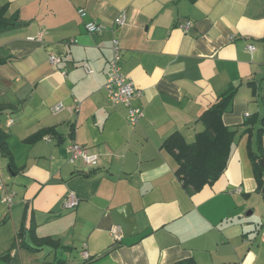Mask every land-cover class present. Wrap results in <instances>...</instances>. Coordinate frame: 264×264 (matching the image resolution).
I'll use <instances>...</instances> for the list:
<instances>
[{"label": "crops", "instance_id": "crops-1", "mask_svg": "<svg viewBox=\"0 0 264 264\" xmlns=\"http://www.w3.org/2000/svg\"><path fill=\"white\" fill-rule=\"evenodd\" d=\"M0 8L21 23L0 30V127L12 156L0 154V174L15 193L7 204L0 189V264H264V191L251 160V151L264 154V0H0ZM86 20L105 29L89 33ZM113 38L141 92L135 125L103 87ZM229 86L236 92L221 120L236 132L226 167L188 191L162 143L173 132L194 141L199 116ZM72 142L98 153L97 164L70 162ZM70 193L72 209L62 205ZM32 234L60 246L29 249Z\"/></svg>", "mask_w": 264, "mask_h": 264}, {"label": "trees", "instance_id": "trees-1", "mask_svg": "<svg viewBox=\"0 0 264 264\" xmlns=\"http://www.w3.org/2000/svg\"><path fill=\"white\" fill-rule=\"evenodd\" d=\"M21 25L15 15L7 17L5 8H0V30H6ZM2 59L0 58V62ZM236 87L229 86L219 95L217 100L206 108L199 116L203 124L202 131L198 132L194 141L187 143L179 132L171 133L162 143L175 159V173L182 181L183 187L188 191H197L206 183L215 181L224 171L230 151V145L236 130L225 126L221 116L234 97ZM6 106L0 105V113ZM41 133L36 135L40 137ZM8 135L0 127V154L8 158L12 156L7 145ZM33 138V137H32ZM260 149V148H259ZM251 160L255 172L258 189L264 184V169L261 160L264 161L263 152L251 151ZM34 246L29 249L36 250L43 246L57 248L59 242L51 237H38L32 234ZM65 260L57 257L53 264H64ZM188 261H180L175 264H187Z\"/></svg>", "mask_w": 264, "mask_h": 264}, {"label": "built area", "instance_id": "built-area-1", "mask_svg": "<svg viewBox=\"0 0 264 264\" xmlns=\"http://www.w3.org/2000/svg\"><path fill=\"white\" fill-rule=\"evenodd\" d=\"M78 14L80 17L86 16V11L83 8L78 9ZM114 25L121 26L125 23V15L124 13H120L114 19ZM189 22L183 25V29L187 30L189 28ZM84 27L89 33H99L102 32L105 27L100 23H97L93 20H86L84 22ZM40 39V36H30L28 39ZM247 48L249 51H253L255 46L253 44H248ZM111 51L112 56L108 62V75L106 81L103 85L104 90L106 91V95L108 99L113 104H122L127 108L126 119L128 123L135 125L140 119L144 116V111L141 106L135 105L134 100L140 97L141 92L134 83L129 79V77L122 71L121 67V48L119 45V41L117 38H113L111 42ZM49 61L52 64H56L59 61V58L50 55ZM61 108V105L55 106L54 110H58ZM69 152V161L74 162L75 160H81L83 163L87 165H96L99 160V154L96 152L89 151L84 146H81L75 142L70 143L68 146ZM0 189L4 190V195L1 197V200L7 204H11L14 198V191L7 190L1 174H0ZM78 204V198L74 193H70L63 202V207L72 209ZM111 236L118 240L121 237V231L119 226H113L110 229ZM82 257L84 259H89V254L86 250H83ZM10 264V263H7Z\"/></svg>", "mask_w": 264, "mask_h": 264}, {"label": "water", "instance_id": "water-1", "mask_svg": "<svg viewBox=\"0 0 264 264\" xmlns=\"http://www.w3.org/2000/svg\"><path fill=\"white\" fill-rule=\"evenodd\" d=\"M261 164H262V166L264 168V162H263V160H261ZM262 191H264V185H263Z\"/></svg>", "mask_w": 264, "mask_h": 264}]
</instances>
